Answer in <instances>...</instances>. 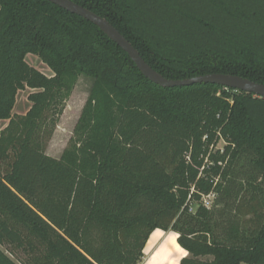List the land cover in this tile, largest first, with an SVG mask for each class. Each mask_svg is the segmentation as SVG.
Wrapping results in <instances>:
<instances>
[{
  "label": "trees",
  "instance_id": "16d2710c",
  "mask_svg": "<svg viewBox=\"0 0 264 264\" xmlns=\"http://www.w3.org/2000/svg\"><path fill=\"white\" fill-rule=\"evenodd\" d=\"M72 1L166 78L264 84V0ZM82 75L89 96L52 157L45 141ZM26 88L31 106L14 113ZM0 121V264H18L1 246L24 264H140L156 229L178 234L180 264H264V97L162 87L89 20L48 0H0Z\"/></svg>",
  "mask_w": 264,
  "mask_h": 264
},
{
  "label": "rangeland",
  "instance_id": "374dc122",
  "mask_svg": "<svg viewBox=\"0 0 264 264\" xmlns=\"http://www.w3.org/2000/svg\"><path fill=\"white\" fill-rule=\"evenodd\" d=\"M27 61L32 66L36 67L43 73L47 75H52V70L42 62V60L33 54H29L27 56ZM93 84V79L89 76L82 75L70 97L68 100L66 107L64 109L63 114L61 115L58 125L53 131L52 135L50 137H47L45 141L46 146V153L52 157L60 158L62 154L64 153L65 149L69 145V142L73 136L75 126L77 124V121L82 113V109L87 101V98L89 96L91 87ZM32 92L30 88H26L24 90L19 91L17 95V102L14 108V113L18 114H24L26 113L30 106L31 102L28 99L29 94ZM8 121H0V131L6 126ZM225 141L221 137H217L212 142H209V140H206V145L208 148V154L206 156V162L208 164L212 165V160H210L209 155L215 153L217 150H223L225 147ZM214 194L211 196H207L204 199V203L209 206L213 205V202L215 200ZM197 208V205L194 204L192 207V210L195 211ZM1 248L10 255L18 264H24L25 254L23 252L17 251L15 254H11L9 251V248L6 246H1ZM144 256L146 257V253H144ZM145 258L143 257V260ZM143 262V261H142ZM141 264V263H140Z\"/></svg>",
  "mask_w": 264,
  "mask_h": 264
},
{
  "label": "water",
  "instance_id": "95a60500",
  "mask_svg": "<svg viewBox=\"0 0 264 264\" xmlns=\"http://www.w3.org/2000/svg\"><path fill=\"white\" fill-rule=\"evenodd\" d=\"M67 11L81 16L98 26L107 36L125 50L141 72L152 82L162 87L189 86L195 83L219 84L226 88L246 91L264 97V84L238 75L212 73L187 79H169L153 69L141 56L133 44L121 34L106 18L72 0H48Z\"/></svg>",
  "mask_w": 264,
  "mask_h": 264
},
{
  "label": "crops",
  "instance_id": "0c3cea01",
  "mask_svg": "<svg viewBox=\"0 0 264 264\" xmlns=\"http://www.w3.org/2000/svg\"><path fill=\"white\" fill-rule=\"evenodd\" d=\"M178 234L173 231H164L156 229L144 249V256L141 264H180L181 259L188 255V252L178 243ZM166 255H163V252ZM173 252L176 257V262L170 255ZM245 264V263H242Z\"/></svg>",
  "mask_w": 264,
  "mask_h": 264
},
{
  "label": "bare ground",
  "instance_id": "6f19581e",
  "mask_svg": "<svg viewBox=\"0 0 264 264\" xmlns=\"http://www.w3.org/2000/svg\"><path fill=\"white\" fill-rule=\"evenodd\" d=\"M166 252H167V251L163 252L162 254H163V255H166ZM169 256H171V257L173 258V260L176 262V257H175V255H174L173 252H170V255H169Z\"/></svg>",
  "mask_w": 264,
  "mask_h": 264
},
{
  "label": "built area",
  "instance_id": "2783aa9c",
  "mask_svg": "<svg viewBox=\"0 0 264 264\" xmlns=\"http://www.w3.org/2000/svg\"><path fill=\"white\" fill-rule=\"evenodd\" d=\"M209 196H211V195H209ZM206 201V200H205ZM207 202V201H206ZM207 205H208V203H207Z\"/></svg>",
  "mask_w": 264,
  "mask_h": 264
}]
</instances>
